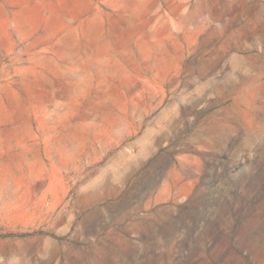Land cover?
Masks as SVG:
<instances>
[{"label": "rangeland", "instance_id": "obj_1", "mask_svg": "<svg viewBox=\"0 0 264 264\" xmlns=\"http://www.w3.org/2000/svg\"><path fill=\"white\" fill-rule=\"evenodd\" d=\"M0 264H264V0H0Z\"/></svg>", "mask_w": 264, "mask_h": 264}]
</instances>
